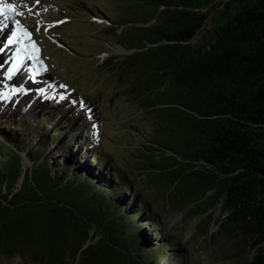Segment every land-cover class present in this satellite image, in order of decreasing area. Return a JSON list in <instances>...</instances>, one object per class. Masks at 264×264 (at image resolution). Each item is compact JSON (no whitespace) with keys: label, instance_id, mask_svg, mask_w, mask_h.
I'll list each match as a JSON object with an SVG mask.
<instances>
[{"label":"trees","instance_id":"trees-1","mask_svg":"<svg viewBox=\"0 0 264 264\" xmlns=\"http://www.w3.org/2000/svg\"><path fill=\"white\" fill-rule=\"evenodd\" d=\"M130 1L121 44L139 51L107 63L120 69L117 78L130 77L142 110L155 115L147 118L153 146L145 148L155 188L168 186V203L189 220H206L201 235L216 224L217 243L230 244L229 264H264V0ZM150 18L156 22L145 26ZM28 159L24 171L16 150L0 154V257L31 264L160 258L129 238L143 209L126 214L114 197L117 212L107 211L110 192L98 193L90 177H57L41 157Z\"/></svg>","mask_w":264,"mask_h":264},{"label":"rangeland","instance_id":"rangeland-1","mask_svg":"<svg viewBox=\"0 0 264 264\" xmlns=\"http://www.w3.org/2000/svg\"><path fill=\"white\" fill-rule=\"evenodd\" d=\"M13 1L16 2L15 0ZM86 1L90 5H87ZM120 2L123 4L121 5ZM130 3L131 1L129 0H117V2L112 0H57V5L62 7L63 12L72 19V22L62 26L59 31L63 35V31L67 33V25H73L77 22L82 23L84 21L82 14L87 15L86 21L88 22L89 19L92 20L94 14L107 19L98 8H104L105 13L117 23H127L128 19H130L131 9L125 6H129ZM155 22L153 18H150V22L145 24V26ZM28 23L29 25L31 24L30 22ZM104 25L83 23L81 26L75 27L70 34L67 33V35H73L76 40L81 42V45L70 44L72 51H67L68 57L63 61H61L63 59L61 57V60H58L64 68V79L62 78L60 67L54 61L55 73L61 78H56L55 80L57 92L54 95H52L51 91L47 92L46 89L45 92L38 93L36 96L40 103L34 104L32 102V97L35 94L33 89L32 91L30 89V92L26 89L22 91L23 94H19L21 90L17 89L19 86L14 85L15 81L13 82L14 84L12 83L7 87L5 92L0 87V94L5 95V98L2 96L3 99H0V151L9 154L16 150L21 156L24 171L31 167L28 159V154L30 153L35 160L41 157L44 162H47L52 167L53 174L57 177H79L80 180H84L86 176H89L96 182L97 186L95 188L98 193L110 192L103 199L104 208L107 211L111 207L110 212H117L112 204V199L116 197L118 200L121 199L120 208L124 212H126V208L127 213L130 212L129 215L131 213L135 214V205L140 204L138 200L136 202L132 200V193L127 191L129 197L126 198L122 194L117 193L116 195V191H114L116 190L114 186L117 185L118 187L120 183L113 179L114 174L118 173V167L122 172L129 173L127 176L134 182L135 189L140 194V200L152 203V205L150 204V217L148 218H151L162 230H166L168 234H176L182 240L181 248L176 251L173 249L175 251L174 260L172 261L169 253L164 261L158 264H229V261L226 260L225 252L229 249L230 244L219 245L217 243L216 238L213 237V231L215 234V230H217L216 224L209 226V232L207 231L205 236L201 235L207 229L206 220L204 218L201 221H198V218L189 220L190 217H185V212L176 210L173 205L168 203L166 195V187L168 186L162 187L163 190L160 187L155 188L151 179L152 174L147 172L148 157L144 147V144H146L144 140L152 139L156 135V131L152 129L149 136L146 134L142 136L135 131H129L130 129L124 128L133 126V122L141 114L140 112H135L131 107L136 102L134 101V94L131 92L130 84L121 85V81L129 83H132V81L129 79L130 77H121L119 74L117 79L119 85L116 88V76L121 73L120 69H117L115 74H112L113 68L111 67H95L103 60L102 54L98 53L101 47L97 42L102 45L103 52H106L104 58L113 55L117 56L119 59L116 58L115 63L118 65L129 54L127 51L123 52L125 48L123 49L122 46L115 42L107 44V40H117V38H106L107 35L111 34V31L104 29L102 30L104 32H100L101 26ZM37 26L38 22L34 20L32 27L35 31ZM123 27L124 25L115 27V29L120 28L121 30ZM209 27L208 25L205 28L204 33L208 31ZM199 39L200 37H197L194 40V44ZM43 41L45 42L47 39L43 37ZM69 42L71 43V41ZM64 44L69 45L66 42ZM107 45H111L110 48L112 49L108 48ZM116 47L119 49L114 50ZM52 48L53 46L51 45L47 47L49 53L52 52ZM60 52L64 53L65 50L62 49ZM57 54L58 52L53 53V57L56 58ZM5 60L4 56L0 58V71L3 78L6 76L5 71L2 69V64ZM47 75L54 76V71L51 70ZM3 78L0 77V81ZM64 80L75 90L76 97H71L72 100L67 95H63L62 89L64 87H62L61 83ZM49 82L50 80L45 77L41 84L48 85ZM16 84L21 85V82L16 79ZM77 93L82 98L88 96H91V98L82 100ZM24 97L27 98L23 101ZM83 103L91 105V107L88 106L87 108L86 105V107L82 108L84 106ZM23 107L25 108L23 109ZM145 115L147 117L155 116L151 111L146 112ZM152 120L155 121L156 119L153 118ZM136 125H139V123ZM142 127L140 126V128ZM56 130H58V133L53 136L52 134ZM140 133H144L142 129H140ZM101 136L103 141H101ZM47 145H49V148L45 153H40L37 150V148H45ZM101 148L103 155L98 153ZM160 150L157 154H162V149L160 148ZM2 152L0 153L1 155ZM102 169L104 171L100 174ZM98 176L102 177L101 181H99ZM89 182L91 183V181ZM122 189L123 187L120 188L119 185L117 191L121 193ZM212 212L211 215L213 217L220 218L222 215L221 205L216 206ZM137 219L139 222L147 220L139 219V217ZM200 222L202 223L197 227ZM134 227L138 226L133 225L127 231L129 238L137 244L140 241H146L151 246L148 249L155 248L154 251H156L158 246L169 240V236L165 235L166 233L157 235V229L152 226H148L147 229L141 231L137 229L138 233L136 234L139 236L136 235L135 237V232H132L136 231V229H133ZM98 239L99 237L95 238V240ZM73 263L74 260L70 257V260L65 264ZM0 264L31 263L24 257L18 256L13 259L0 257Z\"/></svg>","mask_w":264,"mask_h":264},{"label":"bare ground","instance_id":"bare-ground-1","mask_svg":"<svg viewBox=\"0 0 264 264\" xmlns=\"http://www.w3.org/2000/svg\"><path fill=\"white\" fill-rule=\"evenodd\" d=\"M6 3L7 4H12V5H14L15 6V9H16V15H15V18L16 19H18V20H20L21 22H23V23H25L26 25H29V23L28 22H24L23 20H27L28 18H30V17H33L34 18V15L33 14H31V13H34L35 12V10H36V7L33 5V7H31V6H28V5H26V4H22L21 2H19V3H14V1L13 0H7L6 1ZM38 5H39V3H37ZM22 13V14H21ZM3 51H6L5 49H3ZM9 56H11L12 57V54H10ZM41 58V57H40ZM3 66H2V69L5 71V78H3V75H2V72L0 71V77L1 78H3V80L2 81H0V87L3 89V92H5V91H7V87L10 85V84H12L16 79L17 80H19L18 78H17V73L19 72V70H18V68L16 67V66H14L13 67V74L14 75H12L11 74V70H9V65H8V63H3L2 64ZM35 69L34 70H36L37 71V76H39V81H40V83H41V81H43V79L45 78V76L43 77V72H42V68H43V65L42 64H39V63H37V64H35ZM11 69V68H10ZM20 72H21V70H20ZM19 72V73H20ZM21 77H23V76H21ZM29 83H30V81L29 82H27V85H26V88H24L23 89V83L21 84V85H18V84H16V82H15V86H19V87H17V89H20L21 90V92L19 93V94H23L22 93V91H25L26 89H28L29 90V92H30V88H31V91H32V87H30L29 86ZM44 85H47V84H41V87H43V89L41 90V88L40 87H37L36 88V91H35V94H34V96L36 95V92H38V90H39V93H41V92H45L46 91V89H47V92H49V88H47V87H45ZM45 87V88H44ZM39 88V89H38ZM33 90H34V88H33ZM18 94V95H19ZM43 95V94H42ZM2 96H4V98H5V95H1L0 94V99L2 100L3 99V97ZM11 96V95H10ZM10 96H9V98H10ZM24 96H26L25 94H24ZM25 98H27V97H24L23 98V101L24 100H26ZM8 99V98H7ZM25 107H23V109H24ZM22 109V110H23Z\"/></svg>","mask_w":264,"mask_h":264},{"label":"snow or ice","instance_id":"snow-or-ice-1","mask_svg":"<svg viewBox=\"0 0 264 264\" xmlns=\"http://www.w3.org/2000/svg\"><path fill=\"white\" fill-rule=\"evenodd\" d=\"M39 0H37V3ZM15 6L12 4L4 3V0H0V15H4L5 12H15ZM22 14V13H21ZM11 43V41H9Z\"/></svg>","mask_w":264,"mask_h":264}]
</instances>
